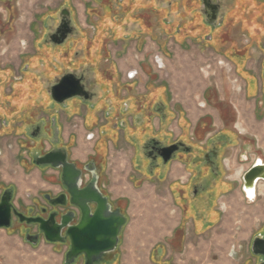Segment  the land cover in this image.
<instances>
[{
	"label": "flooded vegetation",
	"instance_id": "flooded-vegetation-1",
	"mask_svg": "<svg viewBox=\"0 0 264 264\" xmlns=\"http://www.w3.org/2000/svg\"><path fill=\"white\" fill-rule=\"evenodd\" d=\"M1 1L8 5L6 8L11 17L12 0ZM62 1L56 11L47 6L46 10L34 13V19L41 23V28L32 39L33 52L25 57L27 62L18 59H21L17 65L18 73L21 72L22 63L25 69L20 78L27 79L29 101L35 99L37 87L44 81L39 76L38 83L36 73L30 71L31 67L36 65L42 68L41 72L45 76L52 73L51 77H44L48 81H44L46 84H43L47 95L46 106L50 107L51 102L55 105L46 111L48 117L35 118L32 113L31 115L23 113V116L33 123L29 128L31 142L26 149L28 156L22 157L37 164L35 162L37 157L52 150H61L64 152L66 164H74L80 170L77 178L79 191L84 190L92 178L96 177V186L101 195L107 198L110 209H118L125 217L120 233V244L122 232L129 221L125 207L128 198L125 195L112 196L102 182L109 142L115 147L123 141L132 149L130 164L136 165L139 176L144 179L155 177L160 184L166 185L168 194L166 204L172 207L171 211L179 217L178 225L171 235L173 237L171 244L179 242V233L187 229L186 225L193 229L205 230L212 227L220 215L217 206L220 192L229 185L223 178L226 168L222 162L223 140H219L226 128L222 127L213 133L208 132L204 140H199L202 133L214 126L211 116L203 114L196 120L191 131L182 129L183 118L179 109L170 104L164 82L158 80L143 62H140L138 68L129 69L125 79L114 60H109V64L106 65L101 64L100 40L94 42L95 47L90 45L92 37H89L86 28L78 23L75 11L70 5ZM94 1L100 6L101 0ZM165 3L166 6L163 2L155 4L157 7L155 21L161 33L164 34L167 30L170 32L167 36H171L175 42L183 39L189 44L194 38L203 37L205 41L210 42V48L214 53L229 58L236 64L243 62L248 47L252 46L264 58V0H165ZM104 5V8L112 13L108 27L109 31L111 30V38L115 39L121 30L127 31L131 38L136 39L137 49L140 50L150 28L149 0H112ZM165 13L171 14L168 19ZM183 15L189 17H182ZM89 19L85 18V22L87 23ZM98 21L94 22L96 24V28L93 27L94 31L101 28L100 18ZM129 21L132 27L128 29ZM33 27L34 25L30 24L28 29L33 31ZM233 29L242 30L247 34L245 43L238 45L234 38H229ZM153 37L155 35L152 33ZM7 63L0 61V82L3 80L4 72L8 74L15 72L14 64ZM244 69L246 70L245 67ZM140 71L146 74L145 80L140 77ZM67 74L79 79L82 89L63 102H56L50 96V88ZM12 76L15 80L19 79ZM252 79L256 78L247 77L249 91L256 85V80L252 82ZM19 87L20 82L11 84V90L16 91V94L17 89L20 90ZM20 98L18 96L15 98V104L19 103ZM203 99L201 106L205 107L206 103H209V95ZM34 109L30 108L31 111ZM61 114H64V125ZM72 118H79L77 128H82L83 138L92 140V145L86 152L80 149L76 129L68 127L63 136V128ZM186 120L189 118L186 117ZM166 147L171 148L164 149ZM23 162L26 164L27 161ZM176 162L184 164V173L181 175L172 171ZM254 163L252 162L248 168ZM44 165L55 168L49 163ZM58 170V181L52 183L56 193L42 194L44 202L37 204L35 201L34 206L27 210L32 216L44 219L53 214L57 222L60 215L72 213L70 224L75 225L80 221L81 210L71 203L70 194L61 182V169ZM258 181L254 186V198L257 197ZM243 194L245 196L244 192ZM88 207L93 213L96 203L89 202ZM13 219L19 220L14 213ZM186 219L187 221H184ZM28 224L34 226L30 235L38 234V237H43L39 223ZM61 235L64 236V241L55 243L64 244L66 253L70 248L66 227ZM255 250L260 251L258 247ZM253 256L256 258L255 264H264V256L261 253ZM106 257L101 262L106 260ZM80 260L84 264L83 255L77 256L74 262Z\"/></svg>",
	"mask_w": 264,
	"mask_h": 264
},
{
	"label": "rangeland",
	"instance_id": "rangeland-1",
	"mask_svg": "<svg viewBox=\"0 0 264 264\" xmlns=\"http://www.w3.org/2000/svg\"><path fill=\"white\" fill-rule=\"evenodd\" d=\"M77 1H79L78 8L68 0H64V4H69L77 17L79 12L81 17L90 18L87 23L85 22V28L88 36L92 37V44L90 43L92 47H95L96 40H100L101 64L106 65L109 64V60H114L122 68L121 74L125 79L127 77L125 71L135 66L138 68L140 62H143V65L152 71L158 80L164 82L170 104L179 109L183 118L182 129L191 131L200 116L203 114L211 116L214 126L211 130L208 128L207 132L202 133L199 140H204L208 132L213 133L222 127L226 128L219 140H223L222 162L226 168L223 178L229 185L220 192L217 200L220 210L218 220L206 230L205 228L193 229L186 225L187 229L179 233L180 238L178 234L179 242L174 244H171L173 238L171 235L178 225L179 217L171 211L172 207L166 204L168 202L165 200L168 198L166 185L160 184L155 177L150 179L140 177L136 165L130 164L132 149L123 141L115 147L109 142L102 183L112 196H127L128 204L125 207L129 221L122 232V242L114 252L110 253L115 254L114 258L108 263L104 260L99 264H175L172 261V251L183 249L186 240H192L195 243L197 237L205 238V235L214 229L226 231L224 235L227 238L225 237L224 241L230 249L242 242L244 233L249 231L251 242L250 237L245 240L247 244L243 246V252L236 254L237 261L234 262L255 264L256 258L251 251V244L253 238L258 236L257 233L264 228V189L263 194H259L258 186L257 197L249 202L247 199L244 200L240 183L241 174L255 157H261L264 160V73L260 76L261 80H256L255 92L254 88L251 91L248 90L247 80L248 76L251 78L259 76V64L262 57L258 50L253 46L248 47V53L243 57V62L236 64L231 59L214 53L210 48V42L205 41L203 37L202 39L194 38L189 44L183 39L175 42L171 36H167L170 34L167 30L164 34L161 33L155 21L157 16L155 4L163 2L166 6L165 0H149L150 28L139 50L136 39L131 38L127 31L121 30L115 39L111 38V30L109 31L108 27L112 13L110 14V11L104 8V4L112 0H101L100 6L94 0H85L84 9L82 0ZM62 2V0H12L10 4L13 8L10 17L6 8L8 5L0 0V61L5 64L10 62L15 66L14 74L4 72L3 80L0 82V193L5 189L12 190V201L14 198L16 208L28 217L32 215L27 210L28 206L25 202H28V199L24 193L30 192V187L35 186V177L46 179L51 184L56 183L59 170L44 164H33L29 159L22 157L28 156L26 149L31 142L29 128L33 123L32 120L26 119L23 113L26 112V115L32 113L35 118L48 117L46 111L55 105L51 102L50 107L48 104L46 106L47 95L44 81L48 79L44 77H51L52 73L45 76L41 72L42 68L36 65L32 66L30 71L33 74L36 73L35 78L38 83H40L38 80L40 76L45 84L41 83L37 87L35 99L29 101L27 79H21L22 72L25 70L23 63L20 67L21 72L18 73L17 67L18 59L24 60L25 57L18 56H23L19 54L21 49L33 52L28 27L30 20L34 19V13L46 10L47 6L56 11ZM170 15L165 13L167 19ZM185 16L189 17V15L182 17ZM99 18L100 32L93 30V27L96 28L94 22ZM131 27V21H129L127 28ZM231 31L229 38H234L238 45L246 42L247 34L244 31L239 29ZM152 33L155 35L153 38ZM247 61L249 64H254L251 68L256 74L244 69ZM141 74L146 77L145 73ZM11 75L19 79L15 80ZM49 80L51 81V78ZM243 80L246 82L245 87H243ZM18 82H20V90L17 89L18 94H16V91L11 90V84H18ZM243 91H245L244 95ZM206 95H209V103L207 102L203 107L201 102ZM17 96L21 98L19 103L15 104ZM257 96L259 98L255 104L254 100ZM30 108L35 109L31 111ZM186 117L189 118L188 121ZM78 122L79 118H72L69 124H65L63 135L66 134L68 127L76 129L80 149L86 152L90 149L92 140L83 138L82 128H77ZM24 160L27 161L26 164ZM228 162L231 170H229ZM183 165L176 162L173 164L172 171L178 175L183 174ZM238 171L241 172L240 176L237 174ZM40 184L38 183L40 189L37 192V204L44 202L42 194L56 193L55 189H46L42 182ZM34 203L35 200L32 206ZM254 225L257 227H253ZM33 227L32 224L16 219L12 220L9 227H0V264H66L64 244L47 242L43 237H38L36 243L26 240L25 236L33 233ZM261 235L264 237V234ZM207 261L208 259H204L201 264H207ZM197 263H199L198 259ZM73 264H83V261Z\"/></svg>",
	"mask_w": 264,
	"mask_h": 264
},
{
	"label": "water",
	"instance_id": "water-1",
	"mask_svg": "<svg viewBox=\"0 0 264 264\" xmlns=\"http://www.w3.org/2000/svg\"><path fill=\"white\" fill-rule=\"evenodd\" d=\"M64 38V36H62ZM82 87L79 79L72 74L63 75L50 88V96L56 102L76 95ZM171 148L166 147L164 149ZM37 164L49 163L52 167L61 169V182L70 194V201L81 210L80 221L71 225L72 213L60 215L59 221L51 214L48 219L35 216H25L18 211L12 201V190L5 189L0 196V227H9L12 222V213L19 221L39 223L40 231L47 242H63L62 230L66 227V235L70 240V248L65 253V263L72 264L75 258L83 255L84 264L100 263L106 255L114 252L118 247L122 226L125 223L124 215L118 210H111L107 198L102 196L96 186V177H93L84 190H78L77 178L80 170L74 164H66L64 152L52 150L35 159ZM258 180L264 181V162H255L242 175V191L246 199L248 189L253 188ZM53 201V200H52ZM89 202L96 203L95 211L90 212ZM63 203V202H60ZM26 240L36 243L38 234L25 236ZM253 254L261 253L264 256V238L255 236L252 240ZM259 248L260 251L255 250Z\"/></svg>",
	"mask_w": 264,
	"mask_h": 264
},
{
	"label": "crops",
	"instance_id": "crops-1",
	"mask_svg": "<svg viewBox=\"0 0 264 264\" xmlns=\"http://www.w3.org/2000/svg\"><path fill=\"white\" fill-rule=\"evenodd\" d=\"M70 3H72L73 5L76 6V8H78L79 5V1L77 0H68ZM85 0H82V8L84 9V3ZM78 23L83 26L86 27L85 25V17H81L80 13L78 12V17H77ZM30 24L34 25L33 27V31L29 30L30 34H31V38H34V34H36L40 28H41V23L40 22H36L35 19L30 20ZM28 34V33H27ZM25 37V36H24ZM28 36L26 35V40ZM26 53H31V50H20L19 54L23 55L20 57H27ZM24 62H27V59H24ZM264 58L262 57L260 59V64H259V78L257 77L254 80H261V74L263 75L264 73V68H262V66H264ZM19 62H21V59L19 60ZM118 65V64H117ZM254 64H249L248 61L245 65V68L248 72H252L255 73V70L251 68V66H253ZM21 67V66H20ZM136 67V66H135ZM118 68L120 70L121 73H123L122 68H120V66L118 65ZM128 71V70H127ZM125 71V72H127ZM142 72L140 71V77H142L143 80H145L147 78L143 77ZM256 74V73H255ZM254 80L252 79V82H254ZM245 81L243 80V87H245ZM239 86H237L238 88ZM242 87V85L240 86ZM236 88V89H237ZM244 90H246V88H244ZM255 92V90H254ZM252 92V93H254ZM245 91H243V95H244ZM250 93V92H249ZM251 93V94H252ZM259 97L257 96L256 99L254 100L255 104ZM243 99H245V97L243 96ZM61 121L62 123H64V114H61ZM64 129V128H63ZM240 130H242L241 127H239ZM64 136V135H63ZM108 146H110V144H108ZM253 163L255 162L254 159L252 161ZM229 167H230V163L228 162ZM240 171H238V176H240ZM35 186H31L30 187V192L28 193H24V195L26 196V198L28 199V202H25V204L28 206L27 208L32 207V204L34 202V200L36 201V197H37V192H38V183L40 184L42 182V185L46 188V189H54L53 185L46 179H38L35 177ZM41 185V184H40ZM259 186V194H263L262 190L264 189V181L263 180H259L258 181V185L256 186V191H257V187ZM41 187V186H40ZM56 191V190H54ZM241 191V189H240ZM244 200L246 199V197L244 196L243 192L241 191ZM22 194V193H21ZM258 194V193H257ZM18 195V194H17ZM31 195H34L33 197H30ZM250 198H254V193L251 196H248ZM248 202V201H247ZM13 204L15 205V200L13 198ZM16 207V205H15ZM253 227H257L256 225H254ZM226 231L224 230H219V229H214L209 231L208 234L205 235V238H201V237H197V239L195 240L196 242L193 243L192 240H186L184 245H183V249H180L178 251H172V257H173V262L175 264H201L202 260L204 259H208V263L207 264H236L237 262V256L236 254L239 252H243V246H245L247 243H245V240H247V238L250 237V233L249 231L244 233L243 236V241L239 242V244H237V246H235L234 248H231L228 246V244L224 241V238L226 237V235H224ZM228 233V232H227ZM261 234H264V228L261 229L259 231V233H257L258 236L264 238ZM200 235V234H199ZM228 235V234H227ZM227 238V237H226ZM250 242H251V237H250ZM249 246V245H248ZM241 247V248H240ZM188 250V251H187ZM188 254V255H187ZM167 257V255H166ZM192 259H195L194 261H192ZM197 259L199 261V263H197Z\"/></svg>",
	"mask_w": 264,
	"mask_h": 264
},
{
	"label": "bare ground",
	"instance_id": "bare-ground-1",
	"mask_svg": "<svg viewBox=\"0 0 264 264\" xmlns=\"http://www.w3.org/2000/svg\"><path fill=\"white\" fill-rule=\"evenodd\" d=\"M203 104V103H202ZM247 147V146H246ZM246 153V152H245ZM245 153H244V155H245ZM247 156V155H246ZM248 158V157H247ZM254 161H256V162H258V163H262V162H264V160L261 158V157H255L254 158ZM257 183V182H256ZM255 186V185H254ZM257 186V185H256ZM253 193H254V187L253 188H250V189H248V191L246 192V194L248 195V196H251V195H253ZM250 198V197H249ZM250 200H252V198H250ZM126 254V253H125ZM111 254H109V255H107V256H110Z\"/></svg>",
	"mask_w": 264,
	"mask_h": 264
},
{
	"label": "trees",
	"instance_id": "trees-1",
	"mask_svg": "<svg viewBox=\"0 0 264 264\" xmlns=\"http://www.w3.org/2000/svg\"><path fill=\"white\" fill-rule=\"evenodd\" d=\"M243 66V64H242ZM245 74V72H243ZM254 88H256V85L253 86ZM115 254H113L110 258H106L105 263H108V261H110L112 258H114Z\"/></svg>",
	"mask_w": 264,
	"mask_h": 264
}]
</instances>
